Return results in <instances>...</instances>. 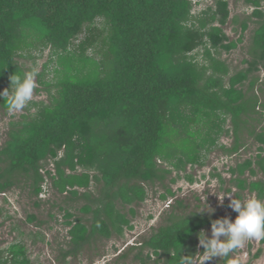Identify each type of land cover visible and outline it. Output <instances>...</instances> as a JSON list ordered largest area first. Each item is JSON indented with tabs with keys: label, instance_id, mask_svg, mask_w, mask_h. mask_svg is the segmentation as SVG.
<instances>
[{
	"label": "trees",
	"instance_id": "16d2710c",
	"mask_svg": "<svg viewBox=\"0 0 264 264\" xmlns=\"http://www.w3.org/2000/svg\"><path fill=\"white\" fill-rule=\"evenodd\" d=\"M194 1L0 0V93L15 71H26L20 60L30 53L50 49L54 65L52 72L45 67L52 81L38 75L42 90L36 91L48 101L32 102L9 124L0 149V195L6 198L24 183L38 209L51 192L64 205L83 204L74 207L77 214L60 207L69 229L61 264L133 232L134 207L147 201V187L157 183L165 189L162 201L173 200L167 223L119 261L135 254L133 264H150L153 256L154 264H178L180 256L194 262L205 251H199V233L208 235L222 217L182 215L184 201L165 182L176 174L173 185H194L188 169L204 168L217 149L238 160L228 171L234 189L226 193L236 190L241 201L246 193L264 199V180H254L264 179V82L258 76L264 67V0H244L254 12L236 42L225 32L231 0H214L197 15ZM254 20L247 69L232 75L222 57L244 43ZM0 110L11 113L2 96ZM224 137L233 139L232 147L221 144ZM250 140L260 146L258 155L241 159ZM212 177L225 186L223 176ZM28 223L47 225L35 215ZM0 264L32 263L19 243L0 247Z\"/></svg>",
	"mask_w": 264,
	"mask_h": 264
},
{
	"label": "rangeland",
	"instance_id": "374dc122",
	"mask_svg": "<svg viewBox=\"0 0 264 264\" xmlns=\"http://www.w3.org/2000/svg\"><path fill=\"white\" fill-rule=\"evenodd\" d=\"M207 7H209L207 4H205L204 7H197L194 13L198 14ZM230 11L231 21L225 28V32L231 41L236 42L242 38V23L245 19L252 16L254 9L247 6L244 0H231ZM235 18H239L238 24L233 23ZM257 28V21L254 20L250 23L249 30L243 36L244 43L231 54L223 55L222 60L228 63L232 75L247 69V66L244 65V61L250 60L249 51L252 46L254 32ZM52 60L51 50L47 49L43 51V53H30L26 60L20 61L26 71L31 70L33 67H37L39 69V75L43 72L46 74L44 81L50 82L53 80V75L51 73L49 74L47 70H45V67L48 66V71L52 72L54 68V65L51 63ZM258 76L261 78V81L264 82V67ZM39 81L37 77L38 86L34 90L33 99L25 108L32 102L48 101V95L44 91H42V93H37L36 91L37 89L42 90ZM24 114V109L18 112H11L7 116L0 110V149L6 141L9 124L13 121L14 117L18 118ZM262 127H264V123ZM221 144L232 147L233 139L224 137L221 140ZM259 147L260 146L256 144L254 140H250L247 151H243L241 159H247L250 156L258 155ZM237 161L236 157L229 158L224 152L217 149L208 156L204 168L188 169V174H191L196 180L194 185H190L184 180H180L178 184L173 185L171 181L175 179L177 175L174 174L172 177H169L165 185L173 187L178 196L177 198L183 200L186 207L185 212H181V214L190 215L191 213H197L217 217L229 216L234 221L236 218L235 211L229 207L232 197H224V195H233V197L236 198V190H234L232 194H227L226 191L234 189V185L230 183L231 176L228 171L230 168L236 166ZM213 175L223 176L225 186H221L220 181L217 178H213ZM204 176L206 179H203ZM247 178H250L249 174ZM254 180L259 181L264 179L263 176L260 175ZM147 188V201L138 207H134L137 216L134 220L132 219L133 225L135 226L133 232H126L122 239L114 238L108 242L103 241L94 244L92 247H88L78 259H69L68 264H133L135 254H133L128 261L127 259L119 261V258L129 253L132 246H135L144 237H149L152 230H158L161 226L166 225L170 216L168 206H171L173 203L171 199L168 202L162 201L161 196L165 194V189L161 184L157 183ZM92 192L97 193L96 188H93ZM251 197L253 196L247 193L245 194V200ZM6 199L8 200L7 203ZM41 199L43 200L42 207L38 209L34 206L36 199L31 198L30 189L25 188L24 183L21 184L20 188L8 193L6 198L0 195V208L4 211L3 217L0 218V247L2 249H7L12 244L22 243L28 250V256L32 264H61L59 258L61 257V251L68 248L66 245V241L68 242V240H65V238L68 236L69 229L65 228L63 225L65 222V212H61L60 207H64L67 210L70 209L73 214H77L74 207L82 208L83 204L80 206L77 204L64 205L63 198L57 197L53 192L44 195ZM220 199H223L222 203ZM208 205L214 209V212L211 214L207 212L212 211ZM203 210L207 211L199 213ZM129 211L130 209L126 211V214L129 213ZM50 214L56 216L54 220L50 218ZM29 215L37 216L40 221L47 223V225L40 228L36 224L28 223ZM8 217H10L9 220L7 219ZM50 228H54V230L50 232ZM209 234L211 236V232H209L208 235ZM37 238L38 240H36ZM200 249L201 246H199V251ZM258 254H260V257L257 259L255 256ZM148 255L149 252L146 251L145 256ZM224 259L225 257L212 258L209 261H205V264H224ZM156 260L157 257L153 256L150 264H154ZM193 264H202V255L200 252H198L195 257ZM229 264H264L263 239L246 240L244 246L238 248L237 252L232 255Z\"/></svg>",
	"mask_w": 264,
	"mask_h": 264
},
{
	"label": "clouds",
	"instance_id": "9594fccd",
	"mask_svg": "<svg viewBox=\"0 0 264 264\" xmlns=\"http://www.w3.org/2000/svg\"><path fill=\"white\" fill-rule=\"evenodd\" d=\"M205 4L212 7L214 0L194 1L193 14L197 15L194 13L195 9L200 6L204 7ZM38 75L39 69L33 67L31 70L23 71L22 73L15 71L10 76V87L0 93L10 112L22 111L33 99L34 90L38 86ZM225 196L232 197L229 207L238 215L234 221L229 216L214 220L211 225V237L205 231L199 233L200 246L205 249L201 254L202 264H205V261H209L213 257H228L230 253L243 247L246 240L264 239V199L253 196L241 201L234 198L233 195ZM223 199H220L221 203ZM169 208L170 205L168 206ZM205 211L207 210L199 213ZM207 212L211 214L214 209ZM178 264H193V260L189 256H180Z\"/></svg>",
	"mask_w": 264,
	"mask_h": 264
}]
</instances>
